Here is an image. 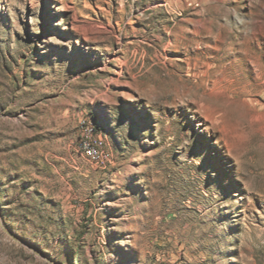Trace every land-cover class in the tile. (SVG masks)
<instances>
[{
	"label": "rangeland",
	"instance_id": "374dc122",
	"mask_svg": "<svg viewBox=\"0 0 264 264\" xmlns=\"http://www.w3.org/2000/svg\"><path fill=\"white\" fill-rule=\"evenodd\" d=\"M0 264H264V0H0Z\"/></svg>",
	"mask_w": 264,
	"mask_h": 264
},
{
	"label": "built area",
	"instance_id": "2783aa9c",
	"mask_svg": "<svg viewBox=\"0 0 264 264\" xmlns=\"http://www.w3.org/2000/svg\"><path fill=\"white\" fill-rule=\"evenodd\" d=\"M90 125L92 124H88V133L86 135L87 146L85 151L91 157H95L97 161L98 159H105V157L101 156V141L98 140V134H90Z\"/></svg>",
	"mask_w": 264,
	"mask_h": 264
},
{
	"label": "bare ground",
	"instance_id": "6f19581e",
	"mask_svg": "<svg viewBox=\"0 0 264 264\" xmlns=\"http://www.w3.org/2000/svg\"><path fill=\"white\" fill-rule=\"evenodd\" d=\"M87 133H88V124L86 126H84V128H83L82 136L80 137L79 142H78V147H79L80 151L84 155H86L89 159L97 161L95 157H91L89 155V153H87L85 151V148L87 146V139H86ZM97 133H98L97 127L94 124L90 125V134H97ZM98 140L101 141V156L103 157V155L105 154V152L103 151L104 142L101 139H98ZM98 160H100V159H98Z\"/></svg>",
	"mask_w": 264,
	"mask_h": 264
}]
</instances>
